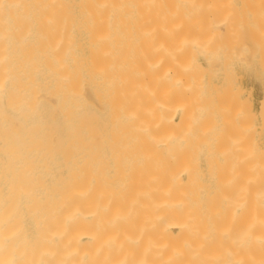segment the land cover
I'll return each instance as SVG.
<instances>
[{
    "label": "bare ground",
    "instance_id": "1",
    "mask_svg": "<svg viewBox=\"0 0 264 264\" xmlns=\"http://www.w3.org/2000/svg\"><path fill=\"white\" fill-rule=\"evenodd\" d=\"M250 42L264 0H0V264H264Z\"/></svg>",
    "mask_w": 264,
    "mask_h": 264
},
{
    "label": "rangeland",
    "instance_id": "2",
    "mask_svg": "<svg viewBox=\"0 0 264 264\" xmlns=\"http://www.w3.org/2000/svg\"><path fill=\"white\" fill-rule=\"evenodd\" d=\"M251 45H252V43L247 45V47H246L247 51L245 52V54H249V56H250V60H249V56L247 55L248 56L247 60L249 62H246L245 58L247 56L244 55L245 60L243 59V62L240 64L241 67L240 66L236 67L235 72L237 75L238 83H239V85L242 86V88H241V86H240V88L244 89V90H242V95H243L242 97L244 100V104L246 105V108L248 109L247 111H249V109H250V113H248V112L245 113V115L247 117L246 121H247V123H249V125H248L249 128H248L246 136H247L248 142H250V143L252 142V144H249V145L250 146H256V145L264 142V112H262L259 109L260 101L264 97V71H263L264 68H263V70L261 68V66L264 67V65H262L264 63V50H262L263 55L261 54L262 51L260 52V51L254 49V52H253L251 50V48L253 46L251 47ZM248 46L251 48H249ZM250 51H252L253 53H251ZM260 57H262V58H260ZM258 58L262 59V60H259ZM261 61H263V62H261ZM239 76L240 77L242 76V77L240 78ZM248 116H249V119H248ZM249 120H250V122H248ZM260 127L262 129H260ZM253 130H254V132H253ZM250 133L254 134L253 135L254 137Z\"/></svg>",
    "mask_w": 264,
    "mask_h": 264
}]
</instances>
